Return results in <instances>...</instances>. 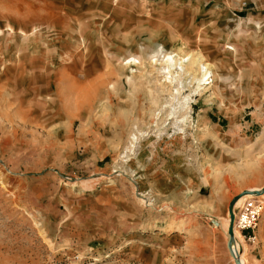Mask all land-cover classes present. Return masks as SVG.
<instances>
[{
  "label": "rangeland",
  "instance_id": "374dc122",
  "mask_svg": "<svg viewBox=\"0 0 264 264\" xmlns=\"http://www.w3.org/2000/svg\"><path fill=\"white\" fill-rule=\"evenodd\" d=\"M260 189L264 0H0V264H235Z\"/></svg>",
  "mask_w": 264,
  "mask_h": 264
},
{
  "label": "built area",
  "instance_id": "2783aa9c",
  "mask_svg": "<svg viewBox=\"0 0 264 264\" xmlns=\"http://www.w3.org/2000/svg\"><path fill=\"white\" fill-rule=\"evenodd\" d=\"M122 0H113L114 4ZM160 1V0H152ZM264 215V200L259 198L247 199L235 211V227L241 232L246 243H257V231Z\"/></svg>",
  "mask_w": 264,
  "mask_h": 264
},
{
  "label": "bare ground",
  "instance_id": "6f19581e",
  "mask_svg": "<svg viewBox=\"0 0 264 264\" xmlns=\"http://www.w3.org/2000/svg\"><path fill=\"white\" fill-rule=\"evenodd\" d=\"M172 59V61H173V63L176 65V64H178L177 63V61L175 60V58H171ZM180 60V59H179ZM190 61L192 60V57L189 59ZM200 62H203L202 60H199ZM135 62V61H134ZM183 62V61H182ZM202 68L204 69V77H206V76H210V79L213 77V75H212V73H211V71L209 70V68H208V66L205 64V63H203V65H202ZM211 83H213V81L211 82ZM261 195H264V190L263 189H260V190H258V191H250V193H247V194H245L244 196H242L240 199H239V201L236 203V205H235V208H234V214H235V211H236V209L237 208H240V207H237V204L240 202V200H242L241 201V203H244L247 199H250V198H259V199H263L264 198V196H261ZM246 196V197H245ZM224 223H225V221H224ZM224 225H226L227 226V230H228V237H229V228H230V225H231V219L229 218V221L226 223V224H224ZM235 225V224H234ZM234 236H235V240H234V242H233V248H234V250L236 251V254H238V256H239V259H240V254L243 256V257H245L246 256V253H247V251H249L248 250V246H247V244H246V242H245V240H244V238H243V236H242V234H241V232L234 226ZM238 247H239V249H240V253H239V250H238ZM241 250H243V251H241ZM232 257V256H231ZM233 258V257H232ZM234 259V258H233ZM235 260V259H234ZM240 261H241V259H240ZM235 264H236V262H235ZM241 264H245L244 262H241Z\"/></svg>",
  "mask_w": 264,
  "mask_h": 264
},
{
  "label": "water",
  "instance_id": "95a60500",
  "mask_svg": "<svg viewBox=\"0 0 264 264\" xmlns=\"http://www.w3.org/2000/svg\"><path fill=\"white\" fill-rule=\"evenodd\" d=\"M250 193V191H245L243 193H241L240 195H238L237 197H235L233 199V201L230 203L229 205V213H230V218H231V225L229 228V239L227 242V247L228 250L230 251L231 256L235 259L236 264H241V261L239 259L238 254H236V251L233 248V242L235 240V236H234V224H235V214H234V208L236 203L239 201V199L244 196L245 194ZM211 221L217 225V220L216 219H211Z\"/></svg>",
  "mask_w": 264,
  "mask_h": 264
},
{
  "label": "crops",
  "instance_id": "0c3cea01",
  "mask_svg": "<svg viewBox=\"0 0 264 264\" xmlns=\"http://www.w3.org/2000/svg\"><path fill=\"white\" fill-rule=\"evenodd\" d=\"M226 247H227V245H226ZM178 249H180L179 247H178ZM230 252V251H229ZM159 254H160V252H159ZM225 254V252L223 251V249H222V256ZM178 257H177V259H171V262L170 263H166L165 261L164 262H162V260H161V258L159 259V262H158V264H215V262L214 263H209L208 262V256L206 257V260L205 261H203V259H201L200 260V262L198 263L197 261H195L194 259H191V258H187V257H182V255L180 256V254L178 253ZM222 259H221V261H220V263L219 264H232V262L231 261H229V260H226L225 258H223V257H221ZM223 260L224 261H226V262H223Z\"/></svg>",
  "mask_w": 264,
  "mask_h": 264
}]
</instances>
